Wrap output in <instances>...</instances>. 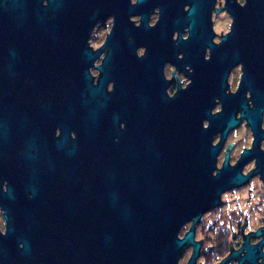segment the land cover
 Listing matches in <instances>:
<instances>
[{"label":"flooded vegetation","instance_id":"flooded-vegetation-1","mask_svg":"<svg viewBox=\"0 0 264 264\" xmlns=\"http://www.w3.org/2000/svg\"><path fill=\"white\" fill-rule=\"evenodd\" d=\"M62 1L68 5L69 19L81 24L86 18L83 3L88 0ZM96 1L99 13L86 45L92 52L100 50L89 68L92 85L102 75L100 66L110 48L103 44L113 29L115 12L121 9L134 25L140 19L129 10L137 0ZM47 4L48 0H42V5ZM157 10L149 14V26L158 20ZM234 17H240L241 55L228 69L222 94L203 95L198 87L189 91L194 68L180 69L176 63L165 62V99L157 94L152 101L148 94L141 125L136 124L134 103L128 126L123 113L117 112V125L102 120L88 128L82 124L83 114L73 118L63 101L54 108L55 103L52 107L41 103L39 94L7 86L0 89V264H82V222L45 219L43 213L83 209L82 181L95 174L89 171H98L97 178L116 176L119 165L127 161L133 175L143 170L147 177L162 173L169 162L176 161L186 170L181 177L192 187L189 192L199 191L194 187L199 185L195 171L200 163L205 168L212 165L209 188L204 191L212 197L201 199L203 204L177 229L176 239L182 244L176 264H264V167L258 163L264 154V136H260L264 131V0H215L210 18L214 44L229 37ZM69 34L77 37L82 32L73 29ZM127 38L131 39L130 33ZM23 48H16L15 61L8 60L12 59L9 55L1 56L0 80L20 82ZM144 52L139 47L136 54ZM209 54L207 47L206 60ZM32 57L33 53L28 54L27 60ZM182 57L180 53L177 59ZM113 86L114 80H108L106 95ZM168 110L173 114L170 117ZM247 112L258 113L257 134L244 116ZM229 114L236 121L232 126L226 123ZM88 130L100 132L88 141ZM125 130L128 143L120 140ZM201 130L206 131L203 143ZM174 132L177 139L169 145L168 133ZM237 173L243 181L236 182ZM76 180H80L79 189ZM249 248L252 261L247 258Z\"/></svg>","mask_w":264,"mask_h":264},{"label":"water","instance_id":"water-1","mask_svg":"<svg viewBox=\"0 0 264 264\" xmlns=\"http://www.w3.org/2000/svg\"><path fill=\"white\" fill-rule=\"evenodd\" d=\"M214 1L137 0L129 10L140 15L138 25L128 21L121 9L115 12L113 29L103 44L110 48L100 66L102 75L98 83L92 85L89 68L100 50L92 52L86 45L99 13L96 0L83 3L86 18L81 24L69 19L68 5L62 0H48L47 6L42 5V0H0V60L1 56L9 55L12 59L8 60L15 61L16 48L25 47V61L19 69L22 79L18 83L0 80V89L7 86L13 90L21 88L25 94H39L41 103H49L51 107L55 103L54 108L56 102L63 101L73 118L83 114L82 124L88 128H95L102 120L117 125V112L123 113L128 126L132 103L136 124H144L148 94L152 95V101L157 99V94L165 99V62L176 63L180 69L186 65L194 68L196 73L190 74L189 91L198 87L203 95L208 92L221 95L228 69L241 55L238 49L241 28L240 17H234L229 37L223 36L219 44H214L210 19ZM186 5L189 7L185 11ZM153 8H158L159 17L149 26L147 21ZM240 12L237 9L236 13ZM73 29L81 30L82 35L71 36L69 31ZM174 33H177L175 40ZM139 47L145 48L142 56L136 54ZM207 47L210 54L206 60ZM30 53L33 57L29 61ZM180 53L183 57L178 60ZM110 79L114 80L113 91L106 95L105 86ZM171 112L168 110L166 115L170 117ZM244 116L257 134L258 113L247 112ZM226 123L228 126L236 123L232 114ZM96 132L100 131L88 130L87 140ZM222 133L224 136L226 131ZM122 134L124 137L120 140L128 143V131ZM205 134L206 131L201 130V143L206 140ZM176 135V132L168 133L169 145L170 141H176ZM260 136H264V131ZM213 152L212 148L211 157ZM258 163L264 167V154ZM169 164L162 173L151 177L143 170L133 175L128 161L119 165L116 176L97 178L98 171H89L95 174H89L87 180L82 181L83 209L77 206L68 213L45 212L43 215L45 219L66 220L77 225L82 222L85 226L82 264H176L177 250L182 244L176 239L177 229L186 216L195 213L196 206L203 204L201 199L212 197L204 192L209 188L207 179L212 165L205 168L200 163L195 171L199 185L194 187L199 191L189 192L192 187L181 177L186 170L182 171L176 161ZM235 175L236 182L243 181L238 173ZM79 181L76 180L77 189ZM251 254L249 248L250 261ZM262 255L264 257V253Z\"/></svg>","mask_w":264,"mask_h":264}]
</instances>
